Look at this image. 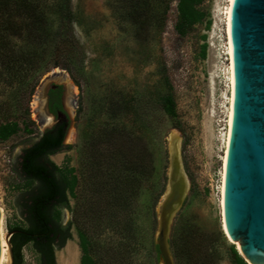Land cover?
I'll list each match as a JSON object with an SVG mask.
<instances>
[{
	"label": "rangeland",
	"instance_id": "374dc122",
	"mask_svg": "<svg viewBox=\"0 0 264 264\" xmlns=\"http://www.w3.org/2000/svg\"><path fill=\"white\" fill-rule=\"evenodd\" d=\"M176 4L70 0L71 21L60 25L53 17L47 63L31 87L21 95L19 86L0 84V115L28 116L18 118L20 130L0 142L4 238L10 228L26 226L20 198L31 184L18 174L19 157L54 125L47 92L60 86L69 124L63 150L50 160L73 182L70 209L61 210L59 220L69 225L64 250L76 251V263L81 233L96 264H163L155 247L160 215L180 177L185 194L168 232L173 264H234L230 249H238L223 229L219 189L229 95L226 0H204L197 8L205 21L184 37L174 29ZM140 11L146 16L142 30L134 22ZM168 95L175 119L163 107ZM143 144L146 169L136 174ZM21 252L22 264H39L31 244ZM57 258L66 262L68 253L57 250Z\"/></svg>",
	"mask_w": 264,
	"mask_h": 264
},
{
	"label": "trees",
	"instance_id": "16d2710c",
	"mask_svg": "<svg viewBox=\"0 0 264 264\" xmlns=\"http://www.w3.org/2000/svg\"><path fill=\"white\" fill-rule=\"evenodd\" d=\"M176 2L177 22L174 29L179 37H184L195 25L205 21L206 13L197 8L204 0ZM136 13L134 22L137 29L142 30L145 28L143 21L146 16L141 11ZM53 17L58 18L60 25L65 24V21L69 24L70 0H0V84L4 88L19 86L17 91L23 95L31 87L33 77L45 67V47L53 32ZM209 24L207 22V28ZM57 63L53 65L57 66ZM61 90L62 88L57 86L48 93V109L56 118L57 111L63 113L60 105ZM163 107L171 118H176L172 96L168 95L163 99ZM18 118L28 120L27 114L14 119L8 115L5 118L0 115V142L7 141L20 130L16 121ZM32 123L29 121L24 124L26 132H31L28 126ZM68 124L66 115L64 119L57 118L56 123L40 134L19 157L18 174L31 186L20 198L26 226L8 230L13 233L10 239L13 264L23 263L21 251L27 244H31L37 253L39 264H56L55 251L64 248L71 238L69 225L60 222L59 212L70 209L67 194L72 193L73 182H70L50 160V156L63 150ZM140 149L142 151L138 158L142 157V160L134 167L139 168L136 174L145 171L143 161L149 152L144 144ZM133 183L134 180H130V186H133ZM79 239L80 264H96L90 255L86 237L80 233ZM155 247L159 258L157 244ZM230 251L234 264H247L234 247H231Z\"/></svg>",
	"mask_w": 264,
	"mask_h": 264
},
{
	"label": "water",
	"instance_id": "95a60500",
	"mask_svg": "<svg viewBox=\"0 0 264 264\" xmlns=\"http://www.w3.org/2000/svg\"><path fill=\"white\" fill-rule=\"evenodd\" d=\"M229 35L233 101L222 219L224 232L238 245L240 257L247 264H264V0H233ZM174 181L165 196L156 241L163 264H173L169 224L185 194L184 180L175 177ZM1 217L0 209V227ZM12 234L5 236L7 264H13Z\"/></svg>",
	"mask_w": 264,
	"mask_h": 264
},
{
	"label": "bare ground",
	"instance_id": "6f19581e",
	"mask_svg": "<svg viewBox=\"0 0 264 264\" xmlns=\"http://www.w3.org/2000/svg\"><path fill=\"white\" fill-rule=\"evenodd\" d=\"M233 0H226V6L223 8V16H224V26H225V35H226V44H225V51L228 61V67H227V81H228V89H229V95H228V106H227V113H226V124H225V132H224V155L222 157V166H221V183H220V207L222 210V194H223V180H224V166H225V158H226V151L229 141V134H230V126H231V118H232V101H233V62H232V48H231V42H230V35H229V26H230V14H231V6H232ZM175 145L173 148V153H175ZM173 157V156H172ZM223 221V219H222ZM224 229V225H223ZM1 232V258H0V264H5L7 261V244L5 241V238L3 237V229L2 225L0 227ZM230 240V239H229ZM238 248V245H237ZM68 253V260L66 262L62 263V260L59 259L58 264H76V251L71 249V247H68L67 249Z\"/></svg>",
	"mask_w": 264,
	"mask_h": 264
},
{
	"label": "flooded vegetation",
	"instance_id": "af4514ba",
	"mask_svg": "<svg viewBox=\"0 0 264 264\" xmlns=\"http://www.w3.org/2000/svg\"><path fill=\"white\" fill-rule=\"evenodd\" d=\"M57 87V86H56ZM55 88V87H54ZM51 90V89H50ZM48 93H49V91L47 92V111H48V113L50 114V115H52L53 116V118H54V120H55V123H56V121H57V118L59 119V118H65V115H66V112H65V108H64V104H63V90H61V92H60V105H61V108H62V110H63V113H61V112H59V111H57V118L53 115V114H51L50 112H49V109H48V103H49V96H48ZM54 123V124H55Z\"/></svg>",
	"mask_w": 264,
	"mask_h": 264
},
{
	"label": "crops",
	"instance_id": "0c3cea01",
	"mask_svg": "<svg viewBox=\"0 0 264 264\" xmlns=\"http://www.w3.org/2000/svg\"><path fill=\"white\" fill-rule=\"evenodd\" d=\"M66 251H67V250H66V249L64 250V248L61 249V254H63L65 257H66V255H67V252H66ZM57 261H58V258L56 259V264H58ZM76 264H77V263H76Z\"/></svg>",
	"mask_w": 264,
	"mask_h": 264
}]
</instances>
